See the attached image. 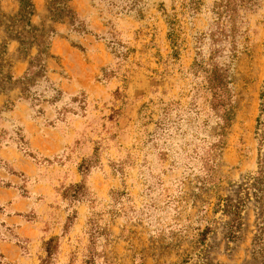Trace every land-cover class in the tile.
Masks as SVG:
<instances>
[{
    "label": "rangeland",
    "instance_id": "374dc122",
    "mask_svg": "<svg viewBox=\"0 0 264 264\" xmlns=\"http://www.w3.org/2000/svg\"><path fill=\"white\" fill-rule=\"evenodd\" d=\"M263 89L264 0H0V264H264Z\"/></svg>",
    "mask_w": 264,
    "mask_h": 264
},
{
    "label": "trees",
    "instance_id": "16d2710c",
    "mask_svg": "<svg viewBox=\"0 0 264 264\" xmlns=\"http://www.w3.org/2000/svg\"><path fill=\"white\" fill-rule=\"evenodd\" d=\"M264 122V89L262 92V103H261V115L258 119V123H263ZM263 143V137L260 138V144Z\"/></svg>",
    "mask_w": 264,
    "mask_h": 264
}]
</instances>
